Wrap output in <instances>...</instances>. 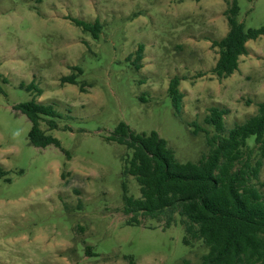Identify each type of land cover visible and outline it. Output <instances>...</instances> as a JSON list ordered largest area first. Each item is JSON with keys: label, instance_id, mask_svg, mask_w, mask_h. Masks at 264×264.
Segmentation results:
<instances>
[{"label": "rangeland", "instance_id": "374dc122", "mask_svg": "<svg viewBox=\"0 0 264 264\" xmlns=\"http://www.w3.org/2000/svg\"><path fill=\"white\" fill-rule=\"evenodd\" d=\"M235 1L246 29L264 27V0ZM231 2L0 0V264L201 263L208 249L185 245L180 216L170 226L165 218L127 222L124 185L134 199L140 186L124 172L131 152L107 137L125 122L136 133L157 131L178 160L196 162L208 152L206 136L188 124L213 134L204 124L211 107L228 110V128L257 113L264 35L247 43L232 76L213 73L212 42L229 31ZM73 19L99 24L98 38ZM72 75L77 85L62 82ZM174 77L184 94L180 118L168 96ZM31 84L40 96L26 90ZM34 98L60 115L54 130L40 122L60 147L29 143L31 122L16 107Z\"/></svg>", "mask_w": 264, "mask_h": 264}, {"label": "trees", "instance_id": "16d2710c", "mask_svg": "<svg viewBox=\"0 0 264 264\" xmlns=\"http://www.w3.org/2000/svg\"><path fill=\"white\" fill-rule=\"evenodd\" d=\"M239 11L237 2L232 0L226 11L229 31L212 42L219 54L213 73L220 80L238 71L240 58L248 54L247 43L264 35V27L246 29L238 21ZM72 22L98 38L99 24L77 19ZM143 53L144 46L140 45L132 61L136 70L141 68ZM62 82L78 84L74 75ZM180 82L179 77H174L168 88L178 118L184 99ZM25 88L38 96L42 94L34 84ZM16 110L31 122L28 140L32 146H61L58 139L40 128L41 121L47 123L49 130L58 127L54 119L60 115L52 105L34 98L18 105ZM227 114V109L218 106L209 109L204 124L214 130L213 134L194 122L187 125L194 128L193 135L202 132L206 136L208 152L196 162L178 160L157 131L136 133L127 123L120 122L107 140L125 145L131 152L125 159L124 172L136 179L141 193L139 199L129 197L124 185L123 212L130 216L127 222L131 225L141 224L142 216L161 221L165 218L170 226L180 216L185 245L201 241L208 249L200 264H264V183L260 181L264 167V101L258 104L255 115L230 128L225 122ZM252 137L254 141L250 143ZM3 173L0 168V177Z\"/></svg>", "mask_w": 264, "mask_h": 264}]
</instances>
